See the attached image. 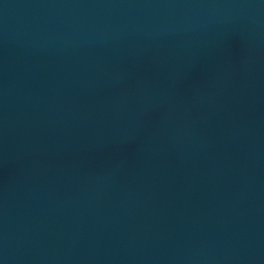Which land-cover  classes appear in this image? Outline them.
<instances>
[{"label": "water", "instance_id": "1", "mask_svg": "<svg viewBox=\"0 0 264 264\" xmlns=\"http://www.w3.org/2000/svg\"><path fill=\"white\" fill-rule=\"evenodd\" d=\"M0 264H264V0H0Z\"/></svg>", "mask_w": 264, "mask_h": 264}]
</instances>
